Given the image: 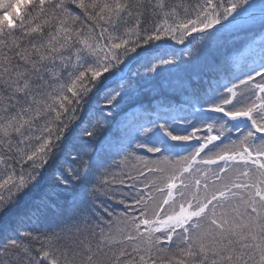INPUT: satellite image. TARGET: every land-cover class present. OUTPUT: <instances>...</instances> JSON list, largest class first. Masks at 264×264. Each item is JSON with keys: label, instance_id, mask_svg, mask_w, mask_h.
I'll return each instance as SVG.
<instances>
[{"label": "snow or ice", "instance_id": "1", "mask_svg": "<svg viewBox=\"0 0 264 264\" xmlns=\"http://www.w3.org/2000/svg\"><path fill=\"white\" fill-rule=\"evenodd\" d=\"M0 236V264H264V0H0Z\"/></svg>", "mask_w": 264, "mask_h": 264}, {"label": "trees", "instance_id": "2", "mask_svg": "<svg viewBox=\"0 0 264 264\" xmlns=\"http://www.w3.org/2000/svg\"><path fill=\"white\" fill-rule=\"evenodd\" d=\"M171 3H174L176 5H194L196 4L197 2H200V0H170ZM258 11V10H257ZM262 37V34L257 32L255 34L254 37H252L251 39L245 41L244 43L242 44H238L236 46V48L229 53V58H231V56H235V55H239L240 53H244V59L245 60H248L250 61V59L252 58V53L251 52H245V49L247 48L248 44H250L252 42V39H258V38H261ZM174 43V42H173ZM256 46L253 45V48H255ZM176 51L179 52V49L180 47H178V45L176 46ZM214 50H215V47H214ZM156 54H161L159 50H157V53ZM223 54V49L220 50V53L218 55H221ZM167 58V57H165ZM144 63V57L142 55L140 61L134 65V69H139L141 71H143L141 65ZM201 68V65L198 66V69ZM235 66L233 65L232 66V71H235ZM243 77V76H241ZM175 75H171V74H167V71L165 73V76H162L160 75L159 77V81L160 83L164 86V90H165V93L171 97V103L175 106H177V108L179 107L180 103L182 102L183 100V96L180 94V91L179 89L176 87V84H177V81L178 80H175ZM177 78V77H176ZM257 80H259V77H257ZM117 84H119V81H117ZM169 106L168 105V102L165 101L164 103L161 104V108H164V107H167ZM110 110V109H109ZM161 114L163 115L164 112H161ZM237 138V135L234 133L233 134V139H236ZM189 151H191V149H189ZM143 154V153H141ZM182 155L185 154V153H181ZM213 168L215 167L214 165L212 166ZM157 195V198L159 199V194H156ZM0 239H2V236H0Z\"/></svg>", "mask_w": 264, "mask_h": 264}, {"label": "rangeland", "instance_id": "3", "mask_svg": "<svg viewBox=\"0 0 264 264\" xmlns=\"http://www.w3.org/2000/svg\"><path fill=\"white\" fill-rule=\"evenodd\" d=\"M256 2L259 3L260 0H256ZM257 14H258V11H257ZM194 35H195V34H194ZM261 38H262V37H261ZM261 38L255 39V40L257 41V44L259 43V41H260ZM176 46H177V45H176ZM255 46H256V45H255ZM178 47L181 48V47H183V46L178 45ZM176 50H177V49H176ZM167 58H168V57H167ZM202 67H203V62L201 63V68H202ZM201 68H200V69H201ZM200 69H198V66H197L196 69H195V71H200ZM166 71H167V70L163 71L161 75H162V76H165ZM168 73L171 74V75H175V78H174L175 80H178L179 76H182V75H183V73H179V74H177V73H175V72L170 73L169 71H167V74H168ZM176 77H177V78H176ZM241 78H243V77H241ZM233 82L235 83L236 81L233 80Z\"/></svg>", "mask_w": 264, "mask_h": 264}]
</instances>
